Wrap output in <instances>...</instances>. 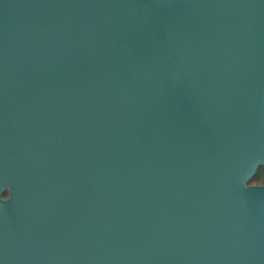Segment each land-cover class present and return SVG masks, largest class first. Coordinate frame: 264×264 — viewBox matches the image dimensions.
<instances>
[{
    "label": "water",
    "instance_id": "water-1",
    "mask_svg": "<svg viewBox=\"0 0 264 264\" xmlns=\"http://www.w3.org/2000/svg\"><path fill=\"white\" fill-rule=\"evenodd\" d=\"M264 0H0V264H264Z\"/></svg>",
    "mask_w": 264,
    "mask_h": 264
},
{
    "label": "trees",
    "instance_id": "trees-1",
    "mask_svg": "<svg viewBox=\"0 0 264 264\" xmlns=\"http://www.w3.org/2000/svg\"><path fill=\"white\" fill-rule=\"evenodd\" d=\"M264 183V169H261L256 177L251 181V184L261 185Z\"/></svg>",
    "mask_w": 264,
    "mask_h": 264
}]
</instances>
